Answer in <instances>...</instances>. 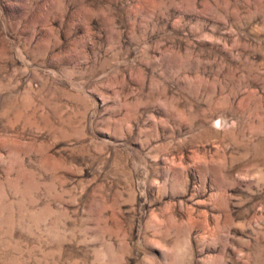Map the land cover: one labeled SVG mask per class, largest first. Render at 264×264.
<instances>
[{"label": "rangeland", "instance_id": "1", "mask_svg": "<svg viewBox=\"0 0 264 264\" xmlns=\"http://www.w3.org/2000/svg\"><path fill=\"white\" fill-rule=\"evenodd\" d=\"M0 264H264V0H0Z\"/></svg>", "mask_w": 264, "mask_h": 264}]
</instances>
